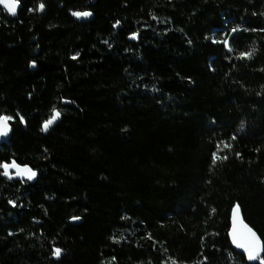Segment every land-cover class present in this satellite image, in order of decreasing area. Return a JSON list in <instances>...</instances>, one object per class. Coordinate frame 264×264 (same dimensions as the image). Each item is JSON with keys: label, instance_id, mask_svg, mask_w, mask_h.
<instances>
[{"label": "trees", "instance_id": "16d2710c", "mask_svg": "<svg viewBox=\"0 0 264 264\" xmlns=\"http://www.w3.org/2000/svg\"><path fill=\"white\" fill-rule=\"evenodd\" d=\"M20 4L0 7V164L38 179L0 174V264H258L229 232L238 204L264 241V0Z\"/></svg>", "mask_w": 264, "mask_h": 264}, {"label": "snow or ice", "instance_id": "6c2138e0", "mask_svg": "<svg viewBox=\"0 0 264 264\" xmlns=\"http://www.w3.org/2000/svg\"><path fill=\"white\" fill-rule=\"evenodd\" d=\"M20 3V0H0V5H3L4 9L7 10L9 14L15 16L17 14V8ZM38 11L44 10V4L40 3L37 9ZM72 15L79 18H87L92 15L90 11L84 12H72ZM232 31H237V29H233ZM136 38L135 35L132 37ZM227 45V41H224ZM231 50V49H229ZM254 51V50H253ZM252 52H245L240 54V58H251ZM76 57L74 56L73 59ZM61 116V113L55 109H53L52 115L43 123L42 131L47 132L49 127L52 126ZM14 118L12 116L0 115V137H7L11 131L10 121ZM23 122V117H20ZM234 138V137H233ZM231 145L225 143L223 148H230ZM223 148L218 147V151L213 154L212 163L215 164L217 161L222 159H227L226 156H220L219 152L223 150ZM0 168L3 169V172L0 173L9 179L12 178V174L10 172L11 169H15V175L17 177H27V179L31 180L35 178L36 172L27 166L21 167L15 161L11 163H2L0 164ZM74 220H78L79 217H73ZM232 222L233 228L231 232V240L232 243L239 249H242L246 254V258L248 261H256L258 264H264V241H261L260 237L256 234L253 229H251L247 224H245L240 216V208L237 204L232 210ZM62 254V249L56 248L53 252V255L59 258ZM172 264H175V261H172Z\"/></svg>", "mask_w": 264, "mask_h": 264}, {"label": "water", "instance_id": "95a60500", "mask_svg": "<svg viewBox=\"0 0 264 264\" xmlns=\"http://www.w3.org/2000/svg\"><path fill=\"white\" fill-rule=\"evenodd\" d=\"M0 7L2 8V9H4V7H3V5H0ZM5 10V12L11 17V18H14V19H16V18H18V16H19V12H20V10H21V4L19 3V5H18V8H17V14L15 15V16H12L11 14H9L8 12H7V10L6 9H4ZM44 11H45V6H44V10L43 11H39L40 12V14H43L44 13ZM92 13V12H91ZM92 19H93V14L90 16V17H87V18H80V20L82 21V22H89V21H92ZM115 28L116 29H119L120 28V23H118L116 26H115ZM135 36H136V38L135 39H133L132 37H133V35L130 37V41H137L138 40V36H137V34H134ZM227 48H228V51L229 52H231V50H229L230 49V37L227 39ZM64 104H70V102H68V101H64ZM55 110H57V111H59L60 113H61V116H60V118L52 125V126H50L49 127V130L47 131V132H44V133H48L49 131H51L53 128H55L58 124H59V122L63 119V115H62V112L59 110V109H55ZM1 115V114H0ZM10 123V126H11V131H10V133L8 134V136L7 137H0V146H2L4 143H8L9 141H10V139H11V136H12V132H13V126H12V124H11V122H9ZM17 163V162H16ZM18 165H20L21 167H25V166H27L28 168H30V169H32L34 172H36V176H35V178H33V179H31V180H29V179H27V177H17L16 175H15V169H11L10 170V172H11V174H12V178L11 179H9L8 177H6V176H4V175H2L4 178H6V179H9V180H14V181H25V182H29V183H35L36 181H37V179H38V171L36 170V169H34L33 167H31L30 165H21V164H19V163H17ZM3 170V169H2ZM239 208H240V216H241V218H242V220H243V222L245 223V224H247L251 229H253V231H255L256 232V234L260 237V239H261V241H263L262 240V238H261V236L259 235V233L257 232V230L245 219V217H244V215H243V211H242V209H241V207L239 206ZM70 222L71 223H73V224H79V223H81L82 222V220L79 218L78 220H74V219H71L70 220ZM232 228H233V222H232V216H231V229H230V232H229V235H230V239H231V232H232ZM231 242H232V240H231ZM232 245H233V247L235 248V250L236 251H238V252H240V253H242V254H245L244 252H243V250L242 249H239V248H237L233 243H232ZM246 255V254H245ZM262 255H263V253H262Z\"/></svg>", "mask_w": 264, "mask_h": 264}]
</instances>
